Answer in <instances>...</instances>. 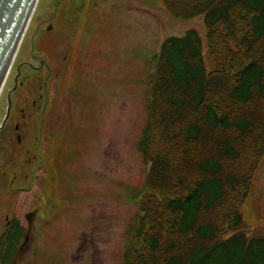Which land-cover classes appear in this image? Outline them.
<instances>
[{"label": "rangeland", "instance_id": "1", "mask_svg": "<svg viewBox=\"0 0 264 264\" xmlns=\"http://www.w3.org/2000/svg\"><path fill=\"white\" fill-rule=\"evenodd\" d=\"M189 30L213 71L205 15L178 18L163 0H39L0 96V130L11 103L9 127L27 128L22 146L0 141V234L14 228L4 213L14 203L30 241L0 264L124 263L150 168L139 145L157 56ZM255 169L240 208L250 237L264 236V156ZM11 184L24 190L8 205Z\"/></svg>", "mask_w": 264, "mask_h": 264}, {"label": "trees", "instance_id": "2", "mask_svg": "<svg viewBox=\"0 0 264 264\" xmlns=\"http://www.w3.org/2000/svg\"><path fill=\"white\" fill-rule=\"evenodd\" d=\"M163 1L178 18L205 15L216 68L196 30L162 44L139 145L142 217L123 264H264V236L240 230L264 156V0Z\"/></svg>", "mask_w": 264, "mask_h": 264}, {"label": "water", "instance_id": "3", "mask_svg": "<svg viewBox=\"0 0 264 264\" xmlns=\"http://www.w3.org/2000/svg\"><path fill=\"white\" fill-rule=\"evenodd\" d=\"M39 0H0V96ZM50 26L47 30H51ZM17 53V52H16ZM16 56V54H15ZM12 104L1 128L9 120Z\"/></svg>", "mask_w": 264, "mask_h": 264}, {"label": "flooded vegetation", "instance_id": "4", "mask_svg": "<svg viewBox=\"0 0 264 264\" xmlns=\"http://www.w3.org/2000/svg\"><path fill=\"white\" fill-rule=\"evenodd\" d=\"M14 105H15V103H14ZM9 125L10 124H6V126L0 130V133L4 134L6 132V129H7L6 135H3V137L0 140L1 144L3 145V142H5L6 143V144H4L5 147L6 146L8 147L9 144H14V140L16 139V141L19 145H21V146L24 145V141L27 140V138H26L27 128H25L23 126V124H12L13 128L9 127ZM39 125H42V124H39ZM43 127H44L43 131H46V132L50 133V135H51L53 125L52 124H43ZM32 134H30V135H32ZM28 140H29V138H28ZM48 140H49V144H50L51 139L48 138ZM9 150H11V149H9V148L6 149V151H9ZM28 150L30 151V150H32V148L30 147ZM2 151H3V149H2ZM35 158H36V156H35ZM16 179H17V177H16ZM15 181L13 182L14 184H15ZM14 184H11L10 190H7V193H8L7 196L9 197V201H7L8 205H10L13 202V201L11 202V199H15V198L17 199L18 196L20 195V192H22V190H24L23 189L24 185H17L16 186ZM1 189H2V187L0 186V197H2L1 193H4V191L2 192ZM4 213H5V220H6L7 229H9V226L12 224L13 221L15 224H14L13 230L12 231L9 230L10 232L7 235L5 233L0 234V254H2V253L4 255L12 254V253L20 254V253L25 251L26 246H27L28 242L30 241V233L20 223V218L17 214V208H15L14 203H13L12 208H9L6 211L4 209ZM26 216H28V218H29L31 215H30V213L29 214L27 213ZM20 240H23V243H20Z\"/></svg>", "mask_w": 264, "mask_h": 264}, {"label": "bare ground", "instance_id": "5", "mask_svg": "<svg viewBox=\"0 0 264 264\" xmlns=\"http://www.w3.org/2000/svg\"><path fill=\"white\" fill-rule=\"evenodd\" d=\"M16 52H17V50H16ZM16 52H15V54H16ZM15 54H14V56H13V59H14V57H15Z\"/></svg>", "mask_w": 264, "mask_h": 264}]
</instances>
